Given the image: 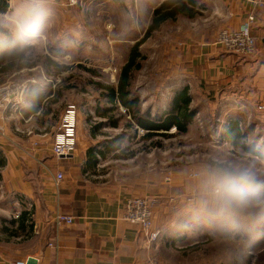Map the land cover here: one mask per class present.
I'll return each mask as SVG.
<instances>
[{"label": "rangeland", "instance_id": "1", "mask_svg": "<svg viewBox=\"0 0 264 264\" xmlns=\"http://www.w3.org/2000/svg\"><path fill=\"white\" fill-rule=\"evenodd\" d=\"M164 1L48 0V13L40 35L27 56L36 61L37 67L33 69L36 71L32 73L35 78L37 71L42 70L38 59L45 54L67 67L58 76H46L43 80L50 84L51 92L61 91L52 107L50 122L57 125L66 106L74 104L78 110L76 139L79 135L86 140L88 133L93 134L95 139L87 140L104 153L97 176L102 180L147 178L155 183L153 185L162 186L166 197L162 205L166 212L162 217L164 229L166 232L173 228L179 231L175 245L194 253L193 258H197L198 264H264V210L252 221L217 227L197 224L187 211L194 187L192 172L212 158L227 156L241 160L264 178V159L231 145L225 137L229 125L236 122L244 137L236 138V141L264 155V114L257 111L253 102L241 109L237 105L228 106L219 98L211 103L210 93L197 90L198 86L195 87L188 77L189 57L181 55L201 35L215 37L223 30L225 20L217 15L218 11L214 14L213 9L220 0H196L194 18L178 16L147 35L153 11ZM16 2L6 0L4 13L11 12ZM139 42H143L139 51L144 59L140 61L141 69L132 75L130 92L138 99L141 116L148 115L151 119L164 116L170 110L175 94L187 86L195 116L186 126L185 133H177L171 128L144 138L146 131L135 124L125 127L129 116L123 107L106 117L116 119L118 128L110 127L107 119L95 115L94 109H103L105 102L92 83L115 85L131 48ZM26 73L8 78L0 87V97L9 92L17 100L18 85L25 83ZM4 112L0 111V114ZM87 118L90 121L87 122ZM1 130L0 127V133ZM116 137H121L118 143ZM52 139H47V144ZM106 147L118 150L108 152ZM119 156L122 159L116 158ZM145 198L158 201L156 197ZM6 210L10 215L7 226L12 228L9 222L13 220L14 208ZM193 224L194 227H188Z\"/></svg>", "mask_w": 264, "mask_h": 264}, {"label": "crops", "instance_id": "2", "mask_svg": "<svg viewBox=\"0 0 264 264\" xmlns=\"http://www.w3.org/2000/svg\"><path fill=\"white\" fill-rule=\"evenodd\" d=\"M213 9L225 20L223 30H234L247 15H255L251 29L255 53L250 57L229 53L214 44L216 36L201 35L181 55L189 57L188 77L197 90L210 93L211 103L219 98L239 109L251 102L257 108L264 106V6L246 0H220ZM2 40L1 36L0 43ZM33 69L0 73L3 87L8 78L27 72L25 83L18 85L23 89L21 106L26 105L23 93L28 83L39 84L45 97L51 90L43 81L48 75L38 70L35 78ZM46 99L33 117L23 118L9 110L0 114V264L30 258L37 264H198L194 253L175 245L179 231L164 229L162 205L166 197L162 186L147 178L102 180L96 175L101 158L97 156L96 165L87 160V151L94 146L88 140H94V135L88 133L86 140L78 135L69 157L52 156V142L47 144V139L53 138L59 123L50 122L53 105L46 104ZM46 107L51 113L43 116L40 113ZM58 174L60 181L56 180ZM146 196L158 198L152 210L159 239L152 244L145 243L139 227L123 218L127 198ZM13 208V220L21 213L27 215L25 224L30 227L24 232L17 230L16 223L7 226L10 215L6 209ZM57 213L72 217L73 224L57 225Z\"/></svg>", "mask_w": 264, "mask_h": 264}, {"label": "trees", "instance_id": "3", "mask_svg": "<svg viewBox=\"0 0 264 264\" xmlns=\"http://www.w3.org/2000/svg\"><path fill=\"white\" fill-rule=\"evenodd\" d=\"M2 1L4 2H0L1 14L7 10V5L5 4L6 0ZM195 7L196 0H165L156 9H154L147 35L153 31H156L165 22L175 20L178 16L188 19L194 18L196 15L194 12ZM2 34L4 36L2 42L0 43V73H8L23 69H33L37 67L36 61L30 56H27L29 49L25 51L19 50L17 46L13 44L10 34H8L6 31H4ZM147 35H145L146 38ZM142 43L143 42H139L131 48L126 63L119 71L115 85H108L98 82L92 83L93 87L100 92V96L105 102L104 108L101 109L97 107L94 109V113L100 118L107 119V123H109L110 127L118 128V122L116 119L113 120L111 117H106H108L109 114H112V112L118 107H123L129 116L128 120L130 121L126 122L125 127H132V125L135 124L137 127L146 131V134L143 136L144 138H150L151 136L158 135L159 133L162 134L171 128L175 129L177 133H185L187 129L186 126L195 116V111L190 107L191 96L187 86H184L179 92L175 94L171 102L170 110L164 116L151 119L148 117V115L147 117L143 118L140 114L138 99L132 96L130 92V84L133 73L141 69L140 61L144 59L139 51V46ZM38 60H40L41 69L48 76H58L67 70V67L59 65L49 54L43 55ZM25 87L23 101L26 105L21 106V104L18 108V114L23 118L33 117L45 98H47L46 104L55 105L57 99L60 98L61 95V91L57 89L53 92L50 90L49 94L45 97V94L41 93L40 85L36 83H28ZM46 108V110H43L40 113L43 116L51 113V108ZM86 121H90L89 118H87ZM100 125L101 123L95 124L93 129H96ZM229 126L230 128L225 134V137L231 145L241 148L245 152H251L256 157L258 156L261 157V159H264L263 154L249 150V148L244 146L243 143L236 141V138H244L241 134L240 127L236 122L231 123ZM120 139L121 137H116L115 142L118 143ZM105 149L109 150L108 152H110V150H118V148L113 147H106ZM97 156L102 158L104 153L98 151V149L95 147L89 149L87 151L88 164L96 165L98 163ZM116 158L122 159L120 156ZM2 165L3 162L0 160V166ZM26 216V213H21L16 221L12 220L9 222V224L14 225L16 223L17 230L24 232L25 229L30 227L29 225L25 224L27 221ZM11 235H16V232H11Z\"/></svg>", "mask_w": 264, "mask_h": 264}, {"label": "clouds", "instance_id": "4", "mask_svg": "<svg viewBox=\"0 0 264 264\" xmlns=\"http://www.w3.org/2000/svg\"><path fill=\"white\" fill-rule=\"evenodd\" d=\"M48 0H17L13 10L0 14V34L5 30L21 51L38 39L48 13ZM194 187L187 211L197 224L217 227L248 222L264 210V178L241 160L217 156L192 172ZM195 224L188 227H194Z\"/></svg>", "mask_w": 264, "mask_h": 264}, {"label": "built area", "instance_id": "5", "mask_svg": "<svg viewBox=\"0 0 264 264\" xmlns=\"http://www.w3.org/2000/svg\"><path fill=\"white\" fill-rule=\"evenodd\" d=\"M256 7H263L261 0H246ZM255 15L249 14L245 20L234 30L224 29L220 31L214 44L225 50L242 57H250L255 53V38L251 34V29L255 24ZM23 89L18 94V99H14V94L3 93L0 97V111L12 110V113H18L21 105ZM260 111H264V106H258ZM78 110L74 104H68L64 109L58 130L53 135L51 154L57 159L67 158L75 149L77 133ZM62 176L57 175L56 180L60 181ZM155 200L145 197L128 198L124 203V220L132 225L139 227L142 232L145 243L152 244L159 239V231L153 226L152 206ZM57 225H72L73 218L64 214L57 213L54 216ZM27 260L16 262L15 264H26Z\"/></svg>", "mask_w": 264, "mask_h": 264}, {"label": "water", "instance_id": "6", "mask_svg": "<svg viewBox=\"0 0 264 264\" xmlns=\"http://www.w3.org/2000/svg\"><path fill=\"white\" fill-rule=\"evenodd\" d=\"M26 264H37V261L35 259L30 258L26 261Z\"/></svg>", "mask_w": 264, "mask_h": 264}]
</instances>
